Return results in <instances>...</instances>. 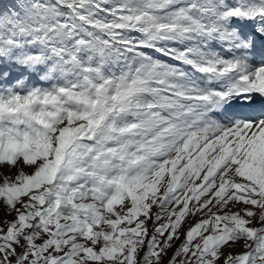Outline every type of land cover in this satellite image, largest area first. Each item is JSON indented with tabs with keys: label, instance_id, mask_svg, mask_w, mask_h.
<instances>
[{
	"label": "snow or ice",
	"instance_id": "snow-or-ice-1",
	"mask_svg": "<svg viewBox=\"0 0 264 264\" xmlns=\"http://www.w3.org/2000/svg\"><path fill=\"white\" fill-rule=\"evenodd\" d=\"M0 264H264V0H0Z\"/></svg>",
	"mask_w": 264,
	"mask_h": 264
}]
</instances>
